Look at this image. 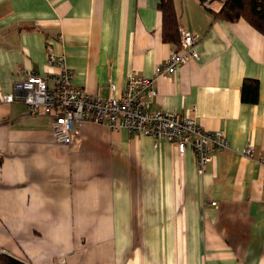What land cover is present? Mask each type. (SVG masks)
<instances>
[{"label": "crops", "instance_id": "0c3cea01", "mask_svg": "<svg viewBox=\"0 0 264 264\" xmlns=\"http://www.w3.org/2000/svg\"><path fill=\"white\" fill-rule=\"evenodd\" d=\"M160 0H0V255L25 264H264V36L216 18L223 1L174 0L200 60L156 82L154 110L224 131L230 149L205 175L169 142L84 124L58 143L53 121L2 103L28 75L58 73L108 98L133 74L152 78L177 43ZM246 79L259 102H242ZM253 159L242 156L249 144ZM158 147H155V145Z\"/></svg>", "mask_w": 264, "mask_h": 264}, {"label": "built area", "instance_id": "2783aa9c", "mask_svg": "<svg viewBox=\"0 0 264 264\" xmlns=\"http://www.w3.org/2000/svg\"><path fill=\"white\" fill-rule=\"evenodd\" d=\"M206 5L208 7V2ZM199 39V35L191 31H180L179 47L164 64L156 67L154 77L133 74L127 79L122 93L108 98L93 96L75 87L74 73L65 58L53 54L49 56V65L58 67V73L28 75L24 81L15 84L12 94L3 96L2 103L21 102L34 115L52 118L53 135L58 143L65 146L77 143L83 125L93 123L111 131L126 130L136 136L152 137L157 142L172 143L180 156L191 149L197 158L198 172L205 175L215 155L230 149L226 133L207 132L192 116L151 107L158 96V79L176 73L191 60H200ZM241 154L253 159L256 149L250 143ZM258 162L264 167V157H260Z\"/></svg>", "mask_w": 264, "mask_h": 264}, {"label": "trees", "instance_id": "16d2710c", "mask_svg": "<svg viewBox=\"0 0 264 264\" xmlns=\"http://www.w3.org/2000/svg\"><path fill=\"white\" fill-rule=\"evenodd\" d=\"M203 3L210 0H201ZM223 1L222 8L215 13L216 18L235 23L248 22L264 36V0H218ZM159 9L163 15L164 39L180 45V31L177 22L174 0H160ZM242 102L255 105L259 102L260 84L257 80L246 79L242 85ZM0 264H25L8 255H0Z\"/></svg>", "mask_w": 264, "mask_h": 264}]
</instances>
